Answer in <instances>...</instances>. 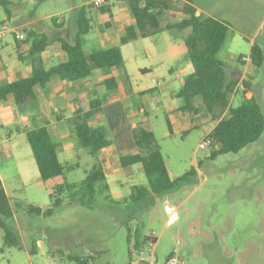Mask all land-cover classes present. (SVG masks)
Segmentation results:
<instances>
[{
    "label": "rangeland",
    "instance_id": "374dc122",
    "mask_svg": "<svg viewBox=\"0 0 264 264\" xmlns=\"http://www.w3.org/2000/svg\"><path fill=\"white\" fill-rule=\"evenodd\" d=\"M10 1L13 3L12 17L16 22L10 24L0 6V23L5 22L14 30H21L32 27L33 19H38L42 22L40 30L51 38L59 36L71 40L75 33L76 10L82 6H92L100 0ZM191 1L204 17L224 22L229 27L227 40L218 55L225 69L235 68L239 57L247 58L252 44L258 45L264 53V0ZM111 4L127 8L123 0H109L105 6L110 7ZM184 6L183 0H171L170 8L160 19L162 26L184 18ZM96 7L91 9L90 14L94 21L92 29L82 37L86 52L116 46L125 60L135 53L142 61V49L145 48L143 41L128 45L121 44L120 40L114 44L113 39H100L99 34L104 31V27L96 17L100 13ZM102 17L104 21L108 20V14ZM52 19L61 27L56 28ZM124 35V32L120 34L119 39ZM112 36L116 38L118 35L112 33ZM5 42H12L10 34L6 36ZM9 51L13 52L11 48ZM185 61L179 58L174 63L169 62L168 70L176 69L180 62ZM236 70L234 79L238 80V88H242L243 80L248 81L252 90L246 97L255 96L264 114V64L260 69L252 70L248 61H245ZM127 71L128 75L123 67L98 69L97 72L102 74L95 73L92 80L97 82L106 74L118 82L128 78L139 85L132 67L128 66ZM161 77L173 79L180 86V81L167 71ZM94 91L103 102H113L114 98L115 102H120L116 100L119 97L116 91H108L100 84L95 86ZM239 100V95L232 96L230 102L237 106ZM150 103L152 108L156 107L154 102L146 98L139 100L132 97L122 106L126 108L125 114H131L134 108L146 110ZM157 103L162 105L160 101ZM154 116L151 114L147 119L152 124L154 136L172 177L180 178L190 169L194 172L179 182L177 190L160 197H150L140 203L132 202L128 198L133 187L145 186L147 183L141 167L135 165L134 169L121 170L115 182L114 178H109L111 188L107 195L112 201L99 197L94 208L88 209L71 203L64 196L62 206L54 210L52 215H28L24 207L32 205L48 208L49 190L64 183L80 182L94 164L100 163L98 157L89 155L74 137L69 138L67 143L73 148L64 153L59 150V162L64 167L76 166L73 170L64 171L62 176L39 185L42 187L38 190L34 185L23 187L15 177H5V188L13 208V218L7 223L18 237L21 249L3 247L4 233L0 229V264H76L70 260L72 256L87 259V264H129L133 247L127 242V228L131 229L132 237H136L137 241L149 236L157 240L155 254L159 261L175 253L183 257L187 264H264V132L258 141L236 154L211 158L215 148L203 139L208 129L206 126L185 133L176 132L172 138L164 139L169 123H166L160 111ZM127 118L118 119L115 123L126 135L125 127L127 125L130 129L131 123ZM41 123L44 124L43 121ZM64 125L73 135L72 122L68 121ZM103 125L107 127V122ZM110 137L114 144L111 133ZM19 141L21 146H18V151L23 161H26L25 154H30L28 143L25 138L17 139L16 142ZM201 143H205L204 149L199 148ZM194 151H197L195 155ZM192 161H195V166H192ZM110 168H107V174L114 176ZM119 198L126 200L123 202ZM18 204L23 207L19 208ZM166 204L176 207L178 215L177 220L170 225H167ZM140 249H147V244Z\"/></svg>",
    "mask_w": 264,
    "mask_h": 264
},
{
    "label": "trees",
    "instance_id": "16d2710c",
    "mask_svg": "<svg viewBox=\"0 0 264 264\" xmlns=\"http://www.w3.org/2000/svg\"><path fill=\"white\" fill-rule=\"evenodd\" d=\"M130 12L134 24L125 28V35L120 39L121 44L140 38L168 32L175 40L182 39L186 48V58L191 63L192 72L183 80L182 87L176 94L181 101L180 111L198 114L205 112L216 122L214 128L205 137L210 146L216 147L211 158L224 154H236L245 147L255 143L264 132V114L254 97L247 98L252 87L248 81H242L238 88V80H229L225 65L218 55L224 46L229 27L226 23L200 14L195 16L197 7L191 0H183L184 18L180 21L161 25L160 19L170 8L171 0H123ZM6 18L11 15V1L0 0ZM92 6H82L76 10L75 34L71 41L63 37L51 38L44 32L33 27H24L11 32L15 41V52L19 57L26 56L31 64V73L27 78L9 82L0 86V101L12 96L19 112L37 108L38 100L35 88H44L53 77H59L65 83H73L88 79L93 70L119 69L123 67V59L118 47L93 50L85 53L82 37L92 29V19L89 16ZM96 7V6H95ZM101 13H110L109 6L96 7ZM56 28L61 26L56 24ZM23 36V40L19 39ZM52 43H57L66 56V62L45 68L42 54ZM23 47L19 52L18 46ZM251 69L258 70L264 64V53L261 48L252 44L248 55ZM238 63L243 66L245 61L239 57ZM104 87L114 90L117 87L115 79L104 81ZM239 95L237 106L230 102L232 96ZM198 104L195 105V102ZM88 112L77 111L70 120L77 144L89 155L97 154L109 146L111 139L106 128L91 127V117L100 112L101 99L90 101ZM30 147L40 180L45 183L71 171L76 166L64 167L57 156V144L46 127L22 130ZM135 149L119 159L121 168L140 165L146 177L145 186H135L128 199L132 202H142L148 198L160 197L177 190L179 182L188 175L189 170L180 178H173L162 155L159 142L155 138L148 121H140L132 130ZM109 185L100 163L94 164L86 177L78 183H64L49 190V206L46 209L28 205L24 207L28 215L50 216L54 210L63 204V197L81 207L93 209L99 197L111 200ZM126 200V199H125ZM125 200L123 202H125ZM19 208L23 206L17 205ZM13 218V208L0 181V229L3 230V247L21 249L16 234L10 229L8 221ZM128 229V244L133 249H140L147 244L149 237L141 241L133 239L131 229ZM76 264H87V259L72 256Z\"/></svg>",
    "mask_w": 264,
    "mask_h": 264
},
{
    "label": "crops",
    "instance_id": "0c3cea01",
    "mask_svg": "<svg viewBox=\"0 0 264 264\" xmlns=\"http://www.w3.org/2000/svg\"><path fill=\"white\" fill-rule=\"evenodd\" d=\"M11 5L13 6L12 2ZM111 5L110 13L100 12L101 14L98 13L100 16L96 15L99 19V24H102L104 27V31L99 34V37L102 41L113 39L112 41L115 42L114 44H117L118 40H120V34L123 32L125 33V28L133 25L134 20L126 7H115V5ZM197 10L200 14H203L199 8H197ZM104 14H108V20L104 21V18L102 17ZM6 20L10 22V24H15L16 22L15 18L12 17V12L10 17L6 18ZM92 22H94L93 19ZM40 23H42L41 20L33 19L32 27L41 31L39 27ZM1 24L7 25L5 22H1L0 25ZM112 33H116L118 36L115 38V36H112ZM10 35L12 37L11 43L5 42L6 36L0 41V86L12 81L27 78L31 73L30 61L24 55L21 57L18 56L15 52L16 45L14 38L11 33ZM73 36L71 40L73 39ZM21 38L22 37L19 39ZM138 40L143 41L145 44V48L142 49V61L139 60L135 53L132 55L130 54L126 60L122 55L121 56L125 73L128 75L127 67H132L140 84L137 85L134 81H131L128 78L122 80V82L116 80L117 87L111 91L114 93L116 91L118 93L119 97L116 100L120 102H115V98L113 102H102L100 106L101 111L93 115L89 121L91 127L102 126L106 128L109 136L111 133L115 139L114 144L111 140L110 145L97 154L106 181L109 185V191L111 188V181L109 182V178H114L113 180L115 182L117 179L116 176L121 170L134 169V166L121 168L119 165L120 157L133 152L135 149L132 136L133 128L131 125L136 126L142 120H146L150 123L147 118L151 116V114H154V117H156V113L159 111L164 115L166 123H169V125H167L168 130L163 135L164 139L172 138L176 132L185 133L191 129L206 126L208 129L203 137V139H205L216 125V122L205 112L193 114L180 111L181 101L176 97V94L182 87L184 78L192 72L191 63L186 58V48L183 40H175L168 32H162L150 37L135 39L127 44L134 45ZM9 48H11L13 52H10ZM18 48L19 52L22 53L23 47L19 45ZM84 51L88 54L85 48ZM179 58L180 60L186 59V61L184 63L180 62L176 69L171 68L168 70V63H174ZM42 61L45 68L48 69L52 66L66 62V56L57 43H52L43 52ZM238 65L240 64L237 60L236 67ZM236 67L226 69L227 76L230 77L229 80H235L234 76L237 73ZM97 70L98 69L93 70L91 76L86 81L79 80L73 83H65L59 77H53L44 88L36 87L35 94L38 100V106L32 110L19 112L12 96H8L4 101H0V181L8 197L9 194L4 183L5 177L17 178L23 187L34 185L36 186V189H40L39 187L42 186L39 185H43L31 150L30 154L27 156L25 154L24 159L26 161H23V158L18 151V146H21V142H16L17 139H26L22 130L46 127L58 146V159L59 150L61 153H64L73 148V146H70V144L67 143V139L72 137L75 138V136L74 134H71L64 124L70 121L77 111L88 112L90 110L89 101L94 98L100 99L99 97H96L98 95L94 91L95 86L100 84L104 87V81L111 79V77L103 74L104 77L102 79L94 82L92 80L94 74H102L97 72ZM166 71L172 75L174 79L180 81V86H177L173 79L166 80L164 77L159 78V76ZM132 97H137L139 100L146 98V100L154 102V106L156 107L152 108V104L150 103L146 110L140 111L138 108H134L131 114H125L127 113L126 108L122 105ZM158 101H160L162 105H159L157 103ZM197 104L198 101L195 102V105ZM125 117H128L127 119H130L129 121H131L129 124L130 129L127 125V128L125 127L127 135L115 125L118 119L124 120ZM42 121L44 122L43 125H41ZM172 121H174V123H172ZM104 122H107V127L103 125ZM150 125L153 131L152 124L150 123ZM173 128L178 131H175ZM214 148L216 149V147ZM196 152L197 151H194L193 154L195 155ZM191 164L192 166H195V161H192ZM107 168H110V171L114 173V176L107 174ZM137 172L138 171L136 170L135 173ZM132 173H134V171ZM119 199L123 201L125 200L123 198ZM149 237L155 239L153 236ZM155 241L157 242L156 239Z\"/></svg>",
    "mask_w": 264,
    "mask_h": 264
},
{
    "label": "built area",
    "instance_id": "2783aa9c",
    "mask_svg": "<svg viewBox=\"0 0 264 264\" xmlns=\"http://www.w3.org/2000/svg\"><path fill=\"white\" fill-rule=\"evenodd\" d=\"M109 3V0H100L97 3H94L95 6H105ZM13 31L12 27H9L6 24L0 25V41ZM243 61H248V58L242 57ZM208 143V142H207ZM209 145V144H208ZM206 147L205 143H201L199 148L204 149ZM165 211L168 216L167 225L172 224L178 218L176 207L170 206L169 204L165 205ZM155 239L151 238L147 242V249H133L130 256L129 264H187L185 259L181 256L176 255L175 253H170L162 261H159L155 254Z\"/></svg>",
    "mask_w": 264,
    "mask_h": 264
},
{
    "label": "water",
    "instance_id": "95a60500",
    "mask_svg": "<svg viewBox=\"0 0 264 264\" xmlns=\"http://www.w3.org/2000/svg\"><path fill=\"white\" fill-rule=\"evenodd\" d=\"M200 15V13L198 11H196L195 16L198 17Z\"/></svg>",
    "mask_w": 264,
    "mask_h": 264
}]
</instances>
